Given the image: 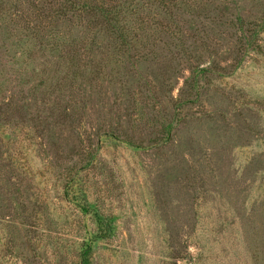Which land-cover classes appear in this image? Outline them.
<instances>
[{
    "label": "rangeland",
    "instance_id": "374dc122",
    "mask_svg": "<svg viewBox=\"0 0 264 264\" xmlns=\"http://www.w3.org/2000/svg\"><path fill=\"white\" fill-rule=\"evenodd\" d=\"M188 1L77 78L0 28V264H264V0Z\"/></svg>",
    "mask_w": 264,
    "mask_h": 264
},
{
    "label": "trees",
    "instance_id": "16d2710c",
    "mask_svg": "<svg viewBox=\"0 0 264 264\" xmlns=\"http://www.w3.org/2000/svg\"><path fill=\"white\" fill-rule=\"evenodd\" d=\"M3 1L7 0H0ZM13 1L15 5L9 8L12 10L10 24L0 14V28L11 30L16 25V35L22 36L21 41H29L33 50H41L37 58L43 59V66L48 62V55L58 54L57 67H70L72 64L77 69L73 71L72 78L85 76L90 66L98 73L110 65L116 69H127L129 65L126 63L130 62L135 66L136 61L148 54L143 53L146 47L156 46L160 33L179 34L175 12L189 6L188 0ZM1 6L5 8L0 3V11H4ZM162 15L165 20L161 19ZM3 23L9 24L8 27ZM27 50V59L32 64L36 54L29 48ZM133 51L136 56L132 55ZM43 69L48 70L46 67ZM194 69L193 81L196 82L207 69L199 64H195ZM40 71L33 66L30 77H37ZM45 76L46 81L40 85L52 80L51 72ZM66 78V75L58 77L55 88L60 89ZM58 107L56 104L55 109ZM168 125L171 127V123ZM130 142H133L132 138Z\"/></svg>",
    "mask_w": 264,
    "mask_h": 264
}]
</instances>
